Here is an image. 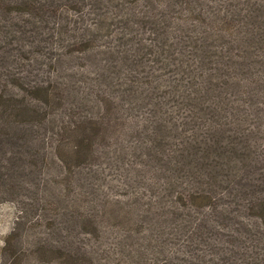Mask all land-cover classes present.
Instances as JSON below:
<instances>
[{
  "label": "trees",
  "instance_id": "obj_1",
  "mask_svg": "<svg viewBox=\"0 0 264 264\" xmlns=\"http://www.w3.org/2000/svg\"><path fill=\"white\" fill-rule=\"evenodd\" d=\"M4 201L32 264H264V0H0Z\"/></svg>",
  "mask_w": 264,
  "mask_h": 264
},
{
  "label": "rangeland",
  "instance_id": "obj_2",
  "mask_svg": "<svg viewBox=\"0 0 264 264\" xmlns=\"http://www.w3.org/2000/svg\"><path fill=\"white\" fill-rule=\"evenodd\" d=\"M32 203L38 207V202H36V200ZM14 206L15 204L9 201L0 203V264H4L5 257L7 260L9 259V253H6V256L4 257L3 247L7 237H9L13 230L15 231L12 237H10V247L12 250L16 251L17 264H32V262H35L36 260L35 256L32 255L33 253H31V245H33L32 241L33 239L36 240L39 238L41 231L44 229L42 221L45 220H37L38 222H36L35 217H38L39 214H34V216L31 217L32 223L28 228L21 227L22 225L17 226V213ZM44 214L48 219L54 216V211L52 209L45 210Z\"/></svg>",
  "mask_w": 264,
  "mask_h": 264
}]
</instances>
